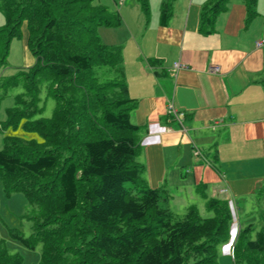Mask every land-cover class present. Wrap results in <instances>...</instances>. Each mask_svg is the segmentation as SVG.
Returning <instances> with one entry per match:
<instances>
[{
  "label": "trees",
  "instance_id": "trees-1",
  "mask_svg": "<svg viewBox=\"0 0 264 264\" xmlns=\"http://www.w3.org/2000/svg\"><path fill=\"white\" fill-rule=\"evenodd\" d=\"M249 22L257 0H243ZM149 18V0H139ZM175 0H161L160 24L167 25ZM230 0L203 4L199 29L215 30ZM0 65L12 37L27 24L33 65L0 76V87L23 85L7 109L4 125L19 124L41 141L4 136L0 178L22 191L32 208L33 231L11 234L28 248L42 242L38 264H222L219 243L234 240V264H264V215L255 238L252 223L232 238L233 208L227 199L206 197L210 214L196 204L180 216L164 186L152 187L139 161L142 127L131 120L122 48L104 43L100 25H119L118 11L97 0H0ZM56 100L50 117L40 116L41 89ZM205 184H200L203 196ZM264 191V189H263ZM264 195V193H263ZM233 239V240H232ZM0 240V264H22Z\"/></svg>",
  "mask_w": 264,
  "mask_h": 264
},
{
  "label": "crops",
  "instance_id": "crops-1",
  "mask_svg": "<svg viewBox=\"0 0 264 264\" xmlns=\"http://www.w3.org/2000/svg\"><path fill=\"white\" fill-rule=\"evenodd\" d=\"M118 1L97 0L122 19L97 31L104 43L122 48L129 94L137 100L131 120L142 127L138 159L145 178L164 186L180 210L201 198L229 200L234 239L240 210L264 215V44H256L264 38V0L249 22L244 1L230 0L208 34L199 17L209 0H175L167 25L160 24L161 0H149L148 19L139 0ZM22 30L28 45L26 23ZM175 62L184 67L173 74ZM170 101L185 111L186 130L168 118Z\"/></svg>",
  "mask_w": 264,
  "mask_h": 264
},
{
  "label": "rangeland",
  "instance_id": "rangeland-1",
  "mask_svg": "<svg viewBox=\"0 0 264 264\" xmlns=\"http://www.w3.org/2000/svg\"><path fill=\"white\" fill-rule=\"evenodd\" d=\"M121 0H119V5ZM131 1V0H128ZM139 3V1H137ZM140 5V3L138 4ZM153 5V3H151ZM141 12L144 11L140 5ZM0 16L3 19L0 20V26L4 24V15L0 12ZM146 16V15H145ZM147 19V17H145ZM146 22H148L146 20ZM25 23L21 27V36L12 37L9 45V53L6 58V62L0 65V76H13L17 75L22 70L33 65L36 61V56L26 43V30H22ZM117 27L119 25H116ZM24 90L22 82L9 86L6 88L0 87V149L4 146L5 135H15L26 139L35 138L38 141L42 140V137L35 132L25 130L21 124L16 127L10 125H4V121L7 118V109L14 105L16 95L22 93ZM40 100L39 106L42 107V111L36 117L46 116L50 117L54 113L56 108V100L52 96H48L45 87H43L39 93ZM264 196V195H262ZM202 198L196 202L202 216H208L210 214L207 210L205 202L202 203ZM173 202L171 203V205ZM27 201L25 194L22 191H12L10 194L4 188L3 182L0 178V240H3L10 252L20 253L23 258L22 264H38L41 255L42 242L37 241L35 248H28L18 239L11 234L12 228H17L22 231L25 237H29L33 231L34 219L30 218L29 215L32 213V208ZM186 208L180 210L175 208V211L180 216L186 213ZM240 225L238 227L245 226L252 223L255 227L252 236L255 238L256 232L261 227L262 217L261 211L257 208L254 211L244 212L240 210ZM231 241V240H229ZM229 241L219 243L218 259L222 264H234L232 257L228 252L225 251ZM233 244V243H232ZM231 244H229L230 247ZM232 246V245H231Z\"/></svg>",
  "mask_w": 264,
  "mask_h": 264
},
{
  "label": "built area",
  "instance_id": "built-area-1",
  "mask_svg": "<svg viewBox=\"0 0 264 264\" xmlns=\"http://www.w3.org/2000/svg\"><path fill=\"white\" fill-rule=\"evenodd\" d=\"M257 46H261L262 44H264V38L261 40H258L256 42ZM184 65L181 64L180 62H175L172 66V73L175 74L180 68H183ZM213 71H217L218 67L214 66L213 68H211ZM167 116L170 119H174L176 122H178L181 127L183 128V130H186V128H184L183 124H182V120L185 118L186 113L184 110H181L180 108H178L173 101H170L167 105ZM194 153L196 155H201V151L200 149H198L197 147L194 150ZM222 191H225V189H223ZM231 256L234 257V246L231 247Z\"/></svg>",
  "mask_w": 264,
  "mask_h": 264
},
{
  "label": "clouds",
  "instance_id": "clouds-1",
  "mask_svg": "<svg viewBox=\"0 0 264 264\" xmlns=\"http://www.w3.org/2000/svg\"><path fill=\"white\" fill-rule=\"evenodd\" d=\"M230 248V247H229Z\"/></svg>",
  "mask_w": 264,
  "mask_h": 264
}]
</instances>
